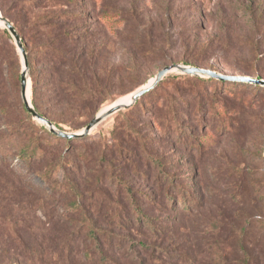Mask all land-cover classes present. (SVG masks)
I'll return each instance as SVG.
<instances>
[{"label":"rangeland","instance_id":"1","mask_svg":"<svg viewBox=\"0 0 264 264\" xmlns=\"http://www.w3.org/2000/svg\"><path fill=\"white\" fill-rule=\"evenodd\" d=\"M24 1L0 0V14L6 10L21 23L27 54L41 40L47 41L36 31L40 24H32V15L51 20L46 30L51 42L58 34H76L87 41L65 39L61 46L69 49L75 45L80 53L86 45L94 52L99 80L96 104L80 101L67 106L65 97L57 98L51 85L41 90L42 110L67 132L81 131L101 110L130 96L173 64L210 67L227 75H246L243 72L248 70L264 78V0H54L38 13L32 10V15L18 17L20 7L15 5ZM6 31L8 34L0 39V45L6 40L11 44L9 57L2 52L0 77V102L4 104L0 112L3 264H8L11 257L20 264H56L49 258L63 249L77 262L81 240L87 234L85 224L106 228L107 214L112 210L127 217L124 204L130 200L124 195L126 190L134 192V202L146 207L160 228L157 235L144 233L137 240L150 248L161 247L166 252L163 261L173 264L180 258L182 244L192 246L199 258L206 251L211 257L206 263L253 264L247 253L254 243L262 250V254H255V264H264V94L247 96L255 99V109L249 112L252 117L246 118L242 130L221 134L213 120L204 123L202 114L191 119L189 111L197 103L198 93H207L211 105H223V86L171 72L140 104L104 120L86 141L67 144L57 135L54 138L27 111L22 98V56ZM253 48L262 53L259 58L254 57ZM49 58L54 80L68 81L73 72L70 66L63 67L64 73H56L60 56L51 48ZM43 66L39 58L36 68ZM18 70L19 79L13 76ZM31 86L29 68L30 98ZM194 129L199 135L196 142L204 146L202 153V146L193 144ZM30 136L40 140V157L21 154ZM150 156L162 162V169L151 162ZM242 170L247 179L245 186L229 188V195L223 199L203 200L202 174L214 180L217 172L227 180L232 177L234 182ZM230 181L222 184L229 185ZM73 182L81 193L78 198L68 193V184ZM236 189L239 193L233 192ZM204 192L210 196L209 191ZM165 194L175 201L169 202ZM234 194L238 197L231 212L228 206L233 201L228 199ZM76 199L78 205L86 204L91 209L87 215L83 210L74 214L71 208ZM187 208L196 211L186 215ZM232 214L234 223L229 225L227 218ZM90 215L92 221L88 220ZM213 219L225 220L224 230ZM11 222L15 223L16 233L7 231ZM185 225L192 233L189 240L181 230ZM175 228L178 233L174 237L173 233H163ZM209 232H213V238L208 237ZM111 254L117 255L113 251ZM41 257H46L45 261Z\"/></svg>","mask_w":264,"mask_h":264},{"label":"trees","instance_id":"2","mask_svg":"<svg viewBox=\"0 0 264 264\" xmlns=\"http://www.w3.org/2000/svg\"><path fill=\"white\" fill-rule=\"evenodd\" d=\"M52 1L54 0H25V4H16L15 6L20 7L18 10V17L26 16L27 14L32 15V10H35V13H38V11H40L41 9H45V7H48ZM3 16L14 25L15 29L22 38L21 40L25 48L24 30H22V28H19L21 23H19L16 18H12V16H10V14L6 10H3ZM31 20L33 21L32 24L34 25L40 24V26H36L35 29L42 38H47V41L40 39V45L37 48L29 51L27 54L29 68L32 76L31 101L40 115L50 120L60 130L66 131L59 126V123L51 117L50 113L48 114V112L42 110L39 102L41 90L45 85H51L53 89L52 92L57 98H62V96L65 97L67 106H70L72 103L78 104L80 101H83L85 104L95 103L98 97V93H96L97 91L95 90V88L97 87V83L99 82V80L94 70V66L96 68V62H94L93 60L94 52L89 46L86 45L84 46L85 49H83V51H80V53H78L79 50L75 45L70 46L69 49H64L61 46V42L63 43L65 39L76 43H79L80 41L86 42L87 40L86 38H82V36L80 35L78 36L76 34L74 35L65 33L58 34L55 38V42H51L46 31L47 28L51 25V20L47 16L38 17L37 15H32ZM3 33L8 34L6 30H4ZM4 34L0 33V39H3ZM51 48L53 49L54 53H58V55L60 56L59 60L56 62V73H64L63 67L70 66V68L72 69V76H70V79L68 81L54 80V76L51 73L52 61L49 58ZM254 48L251 49L254 57L256 56V58H259L262 53L255 50ZM3 50L5 51L4 53L7 52L4 57H9L11 54V44H9L7 40L6 43L2 42L0 45V77L2 76L1 61L3 58ZM39 58H41L44 62V66L40 70L36 68V61ZM260 61H262V58ZM10 64L12 65V61ZM197 66L199 65H196V67ZM134 69L135 68H133L132 71L133 73L134 71H136ZM205 69H210V67ZM247 72L248 70L246 71V73L243 72V74L258 79H264L263 75L261 74H257V76H255L251 75L250 72ZM249 73L250 75H248ZM246 75L241 74L240 76ZM13 76L19 79V70L16 71ZM186 77L190 80H197L204 84L219 83L223 86L224 90L221 94L223 105L220 106L218 102H213L211 105L206 100V98L209 96L207 93H205V96H201V93H198V101L194 106H190L189 111V116L191 117V119H193L194 116H199V114H202L201 120L204 121V123H207L208 120H213V122L216 123V129H218L221 134L228 132L234 134L238 133L239 130H242V125L246 118L252 117V115L250 116L249 112L255 109V99H248L247 96L249 94H254L255 96V92L264 94V87L262 86L240 82L221 81L213 78H201L189 75H187ZM230 88L236 90L239 89L240 92L232 91L230 90ZM2 90L3 88L0 87V95H2ZM150 93L151 91L143 95L137 101L136 105L140 104V102ZM180 95L183 96L182 93H180ZM216 99L218 98H215V100ZM0 106H3L2 108L0 107L1 112L4 109V104L0 102ZM194 133H196L193 136L194 146H202L200 141L196 142L199 136L196 132V129H194ZM51 135L54 138H57L56 134L54 135L52 133ZM20 137H23V135L20 134ZM88 137L89 135L86 137L75 139H65L62 137L60 138L64 139L67 144H71L72 142L86 141ZM25 140L27 141V144L21 147V154L24 156L29 155V157H31L32 155L34 157H40V140L35 139L32 136L28 137ZM202 148L203 149H201L200 153L203 152L204 146H202ZM150 160L162 169L163 164L160 160L153 156H150ZM241 172L242 175L239 176V178L234 182L231 176V178L227 180L217 172L213 174L214 180H211V178L209 179V176L202 174L200 192H202L203 200L208 201L209 197L213 201L214 199H223L225 196L229 195V188H240V186H245L247 183V179L244 175L245 171L242 170ZM42 177L45 179L47 178L46 176ZM49 177H51V174L49 175ZM224 181H230L231 184H222ZM220 186H223L225 188L221 189ZM58 189L60 190L59 193L64 194V192L62 191L63 189ZM68 189L70 197L74 194L75 198L81 196V193L79 192V190H77L74 182L68 184ZM204 191H209L210 196H207ZM235 191H237V189L233 192ZM237 192L239 193V191ZM124 195H126L128 201L130 200L129 203L124 204V211L127 213V217L125 219L118 212V210H112L109 214H107L109 216L107 217L105 222L106 228L98 227L96 224L91 222L89 224H85L87 234L84 235V238L81 240L82 249L80 254H78L79 259L77 262H74L72 260L71 254L66 255L64 249L62 250V253L54 254V256H51L49 260L53 263L56 262V264H169L168 262L163 261L166 252L161 247L150 248L144 241L137 240L138 236H143L144 233L157 235L158 233H160V228H158V226L155 224V219L148 215L146 211L147 208H144L142 207V205L136 204L134 202L136 200V197L132 190H126V194ZM237 197L238 196L235 195L228 199L229 202L233 201V203L228 206L232 208L231 212H233V208H236L234 202H236ZM165 198L169 202L170 200L172 202L175 201V198L170 197L169 194H165ZM198 204L199 200L197 201L196 205ZM85 205L82 203L78 205V199H76L71 209L73 210L74 214H79L80 210H83L85 211V215H87L89 213L88 209H91ZM194 211H196L194 208H187L186 215L193 214ZM91 219L92 215H90V218L88 220ZM216 219L213 220L215 222L221 223V228L222 230H224V228L226 227V223L224 222L225 220L221 219L220 221H218ZM227 220L230 222L228 224L232 225L234 223L233 214L232 216L228 217ZM181 230L184 231L183 236H185V238L189 240L192 236L190 228L185 225L181 226ZM7 231L8 233H16L15 223L11 222ZM176 232L178 233V229L175 228L170 229V231L165 230L163 233H173L172 237H174L176 235ZM123 233H126L127 237H123ZM209 233L210 234L208 235V237L213 238V236H211V233L213 232ZM104 234L109 235V237L106 238ZM135 234H137V237L134 236ZM253 245L254 246L251 247V250L247 254L252 257L253 264H255V254H262V250L260 249V246H256L254 243ZM135 248H137L136 252L131 253L130 251L134 250ZM179 250L181 251L182 255L180 258L174 260L173 264H210L206 263V259L211 258L206 254V251L204 253H201L203 257L199 258L196 256V253L194 251L195 249L192 246L187 247L186 245L182 246L181 244L179 245ZM112 251L117 255L112 256ZM40 259L42 261H45L46 257H41ZM0 264L3 263L0 261ZM8 264H20V262L17 260V258L11 257V259L8 260ZM226 264H231V262H227Z\"/></svg>","mask_w":264,"mask_h":264},{"label":"water","instance_id":"3","mask_svg":"<svg viewBox=\"0 0 264 264\" xmlns=\"http://www.w3.org/2000/svg\"><path fill=\"white\" fill-rule=\"evenodd\" d=\"M0 24L3 25L2 29L8 30L13 39L16 42V45L21 53L23 60V70L21 74V86H22V98L25 104L27 111L33 116L34 119L45 125L50 132L56 134L59 137L65 139H75L82 138L90 135L104 120L111 117L112 115L131 108L137 101L146 93L154 90L163 80L164 78L171 72H177L184 75L201 77V78H213L221 81H229V82H240L247 83L257 86L264 87V79H258L252 76H240V75H227L217 71H213L210 69L200 68L196 66H189L183 64H173L170 66H166L161 69L145 86L137 89L132 93L131 98L128 99L127 96L120 98L116 101L112 106L107 108L106 110H101L100 113L81 131L76 133H71L67 131H63L58 129L50 120L43 117L39 114V112L35 109L32 104L30 93H29V62L27 58V53L24 48L23 42L15 29L14 25L9 22L2 14H0Z\"/></svg>","mask_w":264,"mask_h":264},{"label":"bare ground","instance_id":"4","mask_svg":"<svg viewBox=\"0 0 264 264\" xmlns=\"http://www.w3.org/2000/svg\"><path fill=\"white\" fill-rule=\"evenodd\" d=\"M3 28V25L2 24H0V29H2ZM152 81V80H151ZM29 91V90H28ZM131 96H132V94L130 95V96H128V99L129 98H131ZM116 103V102H115ZM106 110V109H105Z\"/></svg>","mask_w":264,"mask_h":264}]
</instances>
